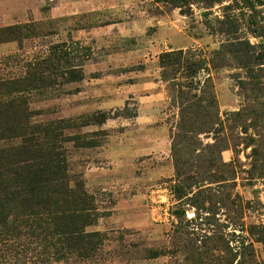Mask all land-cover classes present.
Returning a JSON list of instances; mask_svg holds the SVG:
<instances>
[{"label": "rangeland", "instance_id": "rangeland-1", "mask_svg": "<svg viewBox=\"0 0 264 264\" xmlns=\"http://www.w3.org/2000/svg\"><path fill=\"white\" fill-rule=\"evenodd\" d=\"M32 23L40 38L0 45L22 55L3 74L81 47L84 80L31 108L79 138L64 148L96 209L90 264H264V0H0V28Z\"/></svg>", "mask_w": 264, "mask_h": 264}, {"label": "trees", "instance_id": "trees-1", "mask_svg": "<svg viewBox=\"0 0 264 264\" xmlns=\"http://www.w3.org/2000/svg\"><path fill=\"white\" fill-rule=\"evenodd\" d=\"M40 27L0 28V45L17 42L22 50L24 41L42 36ZM79 49L66 42L51 46L46 55L24 60L18 74L3 71L22 55L0 59V264H90L104 255L101 234L87 230L96 216L92 198L80 183L73 187L69 175L64 145L79 138L66 134L73 129L69 121L32 120L37 96L84 80ZM84 54L91 55L90 49ZM106 121L104 114L94 117L95 124ZM162 255L146 253L147 259Z\"/></svg>", "mask_w": 264, "mask_h": 264}]
</instances>
